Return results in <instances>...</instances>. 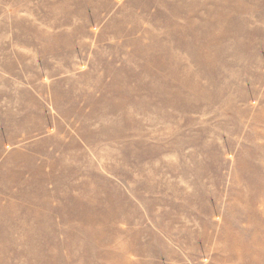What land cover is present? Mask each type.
Here are the masks:
<instances>
[{
  "label": "rangeland",
  "instance_id": "1",
  "mask_svg": "<svg viewBox=\"0 0 264 264\" xmlns=\"http://www.w3.org/2000/svg\"><path fill=\"white\" fill-rule=\"evenodd\" d=\"M263 215L264 0H0V264H264Z\"/></svg>",
  "mask_w": 264,
  "mask_h": 264
},
{
  "label": "bare ground",
  "instance_id": "2",
  "mask_svg": "<svg viewBox=\"0 0 264 264\" xmlns=\"http://www.w3.org/2000/svg\"><path fill=\"white\" fill-rule=\"evenodd\" d=\"M264 217V215H263ZM261 243H253L250 245L244 246L242 249H237V253H240V257H245L249 262H257L256 258H263L264 257V240Z\"/></svg>",
  "mask_w": 264,
  "mask_h": 264
}]
</instances>
